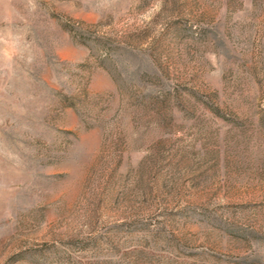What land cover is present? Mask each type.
Segmentation results:
<instances>
[{
	"label": "rangeland",
	"instance_id": "rangeland-1",
	"mask_svg": "<svg viewBox=\"0 0 264 264\" xmlns=\"http://www.w3.org/2000/svg\"><path fill=\"white\" fill-rule=\"evenodd\" d=\"M0 264H264V0H0Z\"/></svg>",
	"mask_w": 264,
	"mask_h": 264
}]
</instances>
